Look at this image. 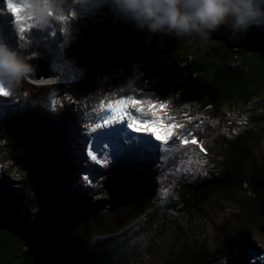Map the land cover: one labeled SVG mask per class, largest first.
Segmentation results:
<instances>
[{"label": "rangeland", "instance_id": "374dc122", "mask_svg": "<svg viewBox=\"0 0 264 264\" xmlns=\"http://www.w3.org/2000/svg\"><path fill=\"white\" fill-rule=\"evenodd\" d=\"M8 5L20 7L23 15L17 19ZM108 5H110L108 0H85L84 4L66 0L63 10L67 17H61L60 20L63 25L53 21L51 27L40 29L32 27L33 17L28 11L25 0H0V42L20 54L27 52V55L31 56L28 63L33 66V73L36 76L44 72L43 76H39L40 79L37 82L24 83L21 81L20 84L11 85H14L15 88L24 86V91L27 90L26 95L38 96L36 98H39L41 103L46 104L48 111L46 112L39 107H36L38 109L29 107L28 97H25V93L18 96L21 99L19 103H13V97L0 95V119L6 116L10 117L12 112L18 116V120L24 119L30 113L37 115V124L31 125L29 123L25 127V124L22 123L17 127L13 126V134H16L18 128L24 126L22 131L38 133L41 136L38 132L40 126L37 127L36 125L44 122V127L51 130V139L57 141L55 150L58 147L60 149V158L56 160V163L64 168L61 170L63 177L58 179V182L64 185L55 188L63 189L68 194H71L72 191H78L85 196L89 203L97 204L99 202V207L101 204L105 206V209L100 210L96 216L100 228L97 229L94 225L86 233V238L90 239L88 244L92 247L95 256L90 264H163L165 259H173L177 264H192L195 260L205 257V254H209L211 246L217 243L218 238L226 236L223 225L228 223L227 227H229L234 222L233 215L240 211L241 213L244 212L238 207L237 202L222 198L219 200L216 194L211 196L205 203V212L200 214L195 210L192 211L190 220L195 228L194 231L183 242H180L181 240L174 242V244L171 242L170 246L165 244L164 238L162 239L157 235L159 218L151 221L144 210L147 211L150 208V202L154 201L152 210L156 211L155 213L159 216L160 213H167L174 217L176 212L179 213L182 210L184 202V198L181 197L182 184L196 176L205 179L209 173L216 170L215 163L210 161L206 153H203L193 143L194 135L204 134L206 129L212 131L206 136L202 145L214 152L220 147V144L215 143L216 136L232 139L235 136H241L245 131H249L250 133L247 134L249 139L246 141L254 167L259 169L261 174H264V120L258 122L254 121L253 118L255 116L264 118V102L256 104L254 97L251 98L252 100L250 99V102L245 99L233 102L234 105L230 102H224L221 107V115L215 119L208 117L207 114L210 111L205 110L194 117L183 118L184 120L180 122L174 121L175 119L171 120V112L174 108L169 104L168 99L157 97L155 98L156 101L149 107H139L137 105L139 93L132 90L136 84L139 85L136 87H141L139 84L141 70L138 69V64L132 63L129 76L123 77L124 71L117 70L111 73L108 78L102 76L103 71L95 69L87 74L84 67L86 64L84 66L79 65L67 58L66 55L67 47L80 35L77 29L78 25L75 24L76 20L84 13H92L98 8L103 9L104 6ZM19 20L26 23L23 31H21ZM224 28L222 25L216 31L211 32L210 36L217 39L219 35H223L222 30L227 31V28ZM158 38H164L168 48H171L175 43V49L172 52L177 53L174 58L178 60L179 66H183L184 60L202 61L209 56L210 46L214 44L211 38L204 41L196 35L178 37L169 34L167 35L168 40L162 36H158ZM22 44L27 46L22 48ZM189 56L192 58L190 59ZM227 57L230 65L240 66L239 59L234 55L228 54ZM166 58L168 56H165V60ZM38 63L39 65H37ZM211 72L212 70L209 71L208 69L209 75ZM55 73L60 76V80L66 78L67 81L47 84L48 80L57 76ZM2 81V86L9 90L11 85L8 81ZM87 82H91L92 88L84 97H76L77 85ZM142 88L147 89L146 87ZM148 90L151 91L150 88ZM153 95L155 94L153 93ZM9 96L11 95L9 94ZM165 104L169 109L165 107ZM110 105L112 107L124 106L131 117L135 118V127L153 124L151 130L144 127H141L139 132L128 130L135 137L134 140L123 138V148L126 153L124 156L121 154V158L126 157L125 159L133 164L135 170L144 173L148 183L154 189L152 197L146 195L143 198L141 207L144 209L137 214L135 213L139 208L130 213L126 212L132 208L131 194L122 200L115 201L107 193L103 194L98 191L111 177L113 180L117 175L120 177L130 175L125 173L123 169V173L118 171L120 168L118 162L123 159L110 163L102 161L101 164H95L88 157L87 163L100 170L95 180L89 178L91 180L89 183L83 179L86 173L81 171L85 166L84 160L79 159L78 162L75 155L74 137L87 128L85 125L89 123V120L86 122V117L89 115L95 117L98 113L104 115ZM253 107L255 110L251 112ZM129 108L132 110L130 111ZM128 120L129 117L125 116L124 119L111 126L122 125L126 127ZM91 126H93L92 123ZM158 134H161V139L156 138ZM141 137L145 138L142 140V145L139 144ZM11 138L4 142L0 140V177H2V172H6L9 174L11 183H20L27 196L26 204L22 207H26L30 216L45 221L42 206V203L45 202L41 198H36V192L40 187H35L29 178V169L36 167L33 159H36L39 154L34 153L32 155V164L27 168L25 166V163L29 162L27 147L22 142L19 144L16 139L11 140ZM146 151L148 158H143L146 164L139 166L136 163L138 160L140 161ZM84 155L86 157V152ZM254 167L253 165L244 167L246 175L253 173ZM114 172H117L115 176ZM24 175L29 182L24 180ZM242 187H247V185L242 183ZM94 190L98 192L95 193ZM116 213H119L116 219L121 218L119 219L121 222L114 227ZM78 220L80 219L73 221L72 233L79 232L80 228L86 230L83 225L85 219L83 218V222ZM190 220H187L188 224H190ZM101 233H108L109 236H107L108 234L101 235ZM96 235L100 238H94ZM256 235H259L261 243L248 244L258 251L264 252V229L258 230ZM235 239L241 241L236 245L247 243L243 238L236 237ZM229 251L230 249L222 256L223 260L220 264L224 263Z\"/></svg>", "mask_w": 264, "mask_h": 264}, {"label": "trees", "instance_id": "16d2710c", "mask_svg": "<svg viewBox=\"0 0 264 264\" xmlns=\"http://www.w3.org/2000/svg\"><path fill=\"white\" fill-rule=\"evenodd\" d=\"M109 6L80 16L76 21L80 35L66 49L67 58L82 66L86 64L84 67L87 74L95 69L103 71V75L108 76L114 71L122 70L125 73L123 77H126L131 74L132 63L138 64V69L141 70L139 84H142L147 90L150 88V92L154 93L156 97L168 99L169 104L174 108L171 112V120L175 119L174 121L177 122L183 121V118L194 117L205 110L210 111L207 114L208 117L215 119L221 115V107L224 102L234 105L233 102L245 99L250 102L252 97L256 99V104L264 102V56L253 48L255 39L264 34V26L253 25L246 33L241 34L234 33L229 26L223 25L227 28V31L222 30L223 35H219L217 39L210 36L214 44L210 46L209 56L202 61L184 60L183 66H179L178 60L174 58L177 53L171 52L167 55L149 53L131 56L116 65L102 68L98 67L89 56L91 38L98 31L104 29L106 24L126 23ZM228 54L238 58L240 66L230 65L227 61ZM22 55L28 56L27 52ZM165 56H168L166 60ZM243 65L246 66L243 67ZM208 69L212 70L210 75ZM22 82L28 83L29 81L25 79ZM91 86V82L79 83L76 97H84L92 88ZM22 88L25 90L24 86ZM34 89L36 90V88ZM166 105L165 107L168 108ZM254 110L253 107L251 112ZM253 118L258 122L264 120L259 116ZM37 121V115L30 113L24 119L18 120V116L12 112L10 117L6 116L0 119V140L4 142L12 137L11 140L14 138L21 144L17 133L13 134L12 127H17L22 123L35 125ZM44 125V122L36 125L42 129L39 130L44 141L41 151L37 153L38 157L33 159L32 156V159L33 163L41 166V184L36 192V198H41L45 202L42 203L45 221L29 215L26 207H22L27 201L22 185L18 182L11 183L9 174L2 172L0 209L5 211L15 228L0 230V264H31V251L36 245H44L51 249L53 264H90L95 256L92 247L88 244L90 239L86 238V233L94 225L97 229L100 228L96 216L100 210L105 209V206L100 203V208L99 202L97 204L89 203L85 196L78 191L68 194L63 189L55 188L64 185L58 182V179L63 177L61 170L64 168L56 163V160L60 158V149L58 147L55 150L57 141L51 139V130H48ZM210 131L212 130L206 129L204 134L197 135L195 133L193 143L203 153H206L210 161L215 163L216 170L209 173L205 179L196 176L182 184L181 197L184 198V202L182 210L174 214L175 218L167 213H160V216L155 213L156 211L152 210L154 201L150 202V211H148L149 209L144 210L151 221L159 218L157 235L164 238L165 244L170 246L171 242L173 244L179 240L183 242L194 231L195 228L190 220L192 211L195 210L200 214L205 212V203L211 196L216 194L219 200L222 198L237 202L238 207L244 212L235 213L233 215L234 222L229 227H227L228 223L223 225L226 236L218 238L217 243L211 246V252L205 254L206 256L203 258L195 260L192 264H220L223 260L222 256L236 243L241 242L235 239L236 237L243 238L252 245L254 242L261 243L256 232L264 229V174L254 167L250 149L247 146L246 139H249L247 134L250 132L245 131L241 136H235L232 139L216 136L215 143L220 144V147L214 152L202 145ZM146 153L148 152H144L136 164L145 166L144 159L148 158ZM125 158H121L123 160L118 162L120 167L118 171L122 173L125 171L136 180L134 191L131 194L132 208L126 212L130 213L139 208L135 213L137 214L144 209L141 207L143 198L146 195L152 197L154 189L148 183L145 174L135 170L133 164ZM251 165L254 167V172L246 175L244 167ZM25 166L28 168L29 162L25 163ZM116 173H113L114 176ZM25 177L24 175V180L29 182ZM111 178L98 191L111 196ZM242 183L247 187H242ZM98 191L94 190L95 193ZM118 214L113 216L116 221L113 224L114 227L121 222L119 220L121 218L116 219ZM83 218L86 230L80 228L79 232L72 233L73 221L80 219L78 221L83 222ZM188 219L190 224L187 222ZM106 234L108 233H101V235ZM94 238H100V236L96 235ZM163 264L177 263L173 259H165Z\"/></svg>", "mask_w": 264, "mask_h": 264}, {"label": "clouds", "instance_id": "9594fccd", "mask_svg": "<svg viewBox=\"0 0 264 264\" xmlns=\"http://www.w3.org/2000/svg\"><path fill=\"white\" fill-rule=\"evenodd\" d=\"M108 2L119 17L126 21L124 24L132 23L139 30H147L150 34H172L178 37L196 35L208 41L211 32L222 25H227L234 33L241 34L246 33L253 25L264 26V0H108ZM25 3L33 17L32 27L44 29L51 27L53 21L62 24L61 17H67L63 10L66 0H25ZM73 3L84 4L85 0H73ZM146 40L150 42L151 36L146 37ZM26 46L21 45L22 48ZM30 59L31 56L22 55L0 42V80H7L10 85L20 84L34 72L33 66L28 63ZM110 76L103 75L108 78ZM10 91L12 93H9ZM146 91L152 93L147 89ZM5 92L8 93L6 97H13V103L21 101L18 96H22V93H25L26 98L30 97L22 87L15 88L14 85L9 86V90L0 85V95ZM33 95L32 98L42 102L36 98L38 96ZM154 96L152 99L156 101L157 97ZM38 102H35L37 107L48 112L46 104L42 103L46 106L44 108ZM29 107L38 109L34 105Z\"/></svg>", "mask_w": 264, "mask_h": 264}, {"label": "water", "instance_id": "95a60500", "mask_svg": "<svg viewBox=\"0 0 264 264\" xmlns=\"http://www.w3.org/2000/svg\"><path fill=\"white\" fill-rule=\"evenodd\" d=\"M167 35L169 34H150L147 30L141 31L132 23H110L91 38L89 56L98 67L104 68L116 65L131 56L149 53L167 54L175 49V43L171 48H168L165 45L166 41H164V38H158V36H162L166 40ZM148 36H151L150 42L146 40ZM253 48L258 50L260 55L264 56V34L255 39ZM43 73L39 76H43ZM55 75L57 74L55 73ZM39 76L31 73L27 79L29 82H37L40 79ZM59 77L57 75L55 78L48 80L47 84L67 81L66 78H61L60 80ZM68 80H71V78H68ZM25 127L18 128L16 133L23 145L28 149L29 165H31L32 155L41 151L44 139L38 133L27 132L26 130H24L25 132L22 131V128L24 129ZM131 177L130 175H122L121 177L117 175L114 177L110 184L113 200H122L133 193L135 182ZM29 178L35 187H40V165L29 169ZM14 228L15 226L8 219L5 211L0 209V230H11ZM50 251L51 249L44 245H36L31 251V264H53ZM223 264H264V252L258 251L248 243L237 244L230 248Z\"/></svg>", "mask_w": 264, "mask_h": 264}, {"label": "snow or ice", "instance_id": "6c2138e0", "mask_svg": "<svg viewBox=\"0 0 264 264\" xmlns=\"http://www.w3.org/2000/svg\"><path fill=\"white\" fill-rule=\"evenodd\" d=\"M15 17L19 19L23 13L22 9L15 5H8ZM21 31L26 27V23L23 20H19ZM8 93L5 92L2 96H7ZM125 116L129 117L127 126H111L114 122L122 120ZM93 126L87 127L85 130L80 132L74 137V148L75 155L79 159L84 160V167L81 171L86 174L83 176L85 181L91 182L95 180L99 174V169L94 167L92 164L87 163V158L90 157L95 164H101L102 161L110 163L111 161H119L121 159V154L124 152L123 148V138L128 140H134L132 133L128 131L132 128L133 131L139 132L141 127L147 130L153 128V124L137 125L133 128V124L136 123L135 118L131 117V114L127 112L124 106L112 107L111 105L105 111L104 115L99 113L93 117L91 115L86 117ZM161 139L159 135L156 137ZM144 140V137L140 138ZM150 139V138H148ZM122 141V142H121ZM86 152V157L84 153ZM91 178V180L89 179Z\"/></svg>", "mask_w": 264, "mask_h": 264}, {"label": "bare ground", "instance_id": "6f19581e", "mask_svg": "<svg viewBox=\"0 0 264 264\" xmlns=\"http://www.w3.org/2000/svg\"><path fill=\"white\" fill-rule=\"evenodd\" d=\"M107 25V24H106ZM37 65H39V63L37 64ZM149 96V95H148ZM129 110L131 111L132 110V108H129ZM115 123H117V122H114L113 124H115ZM112 124V125H113ZM38 132L40 133V131L38 130ZM132 176V175H131ZM133 180H134V182L136 183V180L133 178V176L131 177Z\"/></svg>", "mask_w": 264, "mask_h": 264}]
</instances>
